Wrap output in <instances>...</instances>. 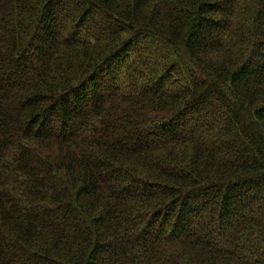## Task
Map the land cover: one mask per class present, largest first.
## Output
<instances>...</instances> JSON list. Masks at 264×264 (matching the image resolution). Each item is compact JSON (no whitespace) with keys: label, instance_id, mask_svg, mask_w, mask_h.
Wrapping results in <instances>:
<instances>
[{"label":"trees","instance_id":"trees-1","mask_svg":"<svg viewBox=\"0 0 264 264\" xmlns=\"http://www.w3.org/2000/svg\"><path fill=\"white\" fill-rule=\"evenodd\" d=\"M0 264H264V0H0Z\"/></svg>","mask_w":264,"mask_h":264}]
</instances>
